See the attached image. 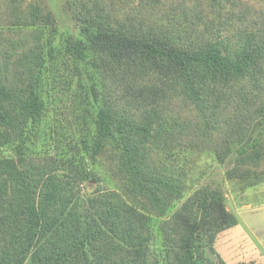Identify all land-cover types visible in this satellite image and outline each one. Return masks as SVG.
Wrapping results in <instances>:
<instances>
[{
    "label": "trees",
    "instance_id": "trees-1",
    "mask_svg": "<svg viewBox=\"0 0 264 264\" xmlns=\"http://www.w3.org/2000/svg\"><path fill=\"white\" fill-rule=\"evenodd\" d=\"M157 1L65 0L77 34L56 45L48 0H0V264H225L239 220L182 163L264 175V0ZM51 77L77 83L84 132L35 155ZM100 158L118 187L84 193Z\"/></svg>",
    "mask_w": 264,
    "mask_h": 264
},
{
    "label": "rangeland",
    "instance_id": "rangeland-1",
    "mask_svg": "<svg viewBox=\"0 0 264 264\" xmlns=\"http://www.w3.org/2000/svg\"><path fill=\"white\" fill-rule=\"evenodd\" d=\"M54 9L59 21V34L55 40L56 45L62 43V39L69 34H77L76 24L66 6L65 0H48ZM174 7L180 1L188 2V6L198 9L205 7L210 13L207 0H167ZM166 0L157 1L156 13L161 16L166 7ZM175 5V6H174ZM176 8V7H175ZM71 86L69 87V85ZM67 83L50 78L49 87L46 89V112L44 119L32 129L31 139L28 141L29 152L40 154L47 148V142L56 134L65 138V143L73 136L74 140L84 132L81 123V114L77 103L73 101L77 83ZM70 88V89H69ZM83 115V114H82ZM89 117L84 113V117ZM92 119V118H91ZM90 119V120H91ZM30 131V129H29ZM49 136V137H48ZM78 140V139H77ZM15 155L11 147L0 148V156ZM182 163L188 165L186 176L199 179L200 184H212L221 187L226 196V207L239 220V224L229 228L225 233L218 236L215 244L217 252L222 255L225 264H264V175L261 179L251 178L241 180L230 177V171L236 162V154L233 153L225 163H217L211 154L203 153L190 157ZM101 180L97 183L85 184L84 193H90L103 188H117V181L110 175L108 165L103 158L97 165ZM258 172L264 170L263 166L256 168Z\"/></svg>",
    "mask_w": 264,
    "mask_h": 264
},
{
    "label": "crops",
    "instance_id": "crops-1",
    "mask_svg": "<svg viewBox=\"0 0 264 264\" xmlns=\"http://www.w3.org/2000/svg\"><path fill=\"white\" fill-rule=\"evenodd\" d=\"M238 224H239V223H238ZM227 230H228V229H227ZM227 230H225V231H223V232H221V233H225ZM221 233H220V234H221ZM220 234H219V235H220ZM219 235H218V236H219ZM217 242H218V238H217V240H216V243H217ZM216 243H215V244H216ZM221 256H222V255H221Z\"/></svg>",
    "mask_w": 264,
    "mask_h": 264
}]
</instances>
